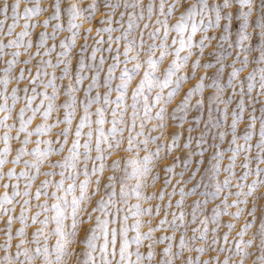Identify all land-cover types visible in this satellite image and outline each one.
I'll return each instance as SVG.
<instances>
[{
  "label": "snow or ice",
  "instance_id": "1",
  "mask_svg": "<svg viewBox=\"0 0 264 264\" xmlns=\"http://www.w3.org/2000/svg\"><path fill=\"white\" fill-rule=\"evenodd\" d=\"M21 3L0 6V264H264V0Z\"/></svg>",
  "mask_w": 264,
  "mask_h": 264
},
{
  "label": "rangeland",
  "instance_id": "2",
  "mask_svg": "<svg viewBox=\"0 0 264 264\" xmlns=\"http://www.w3.org/2000/svg\"><path fill=\"white\" fill-rule=\"evenodd\" d=\"M11 2H12V0H8V3L9 4H11ZM65 2H73V0H65ZM5 3V0H0V6H2L3 4ZM21 8H23V0H22V3H21ZM20 30V27H18L17 29H16V31H19ZM37 31H39V29H37ZM93 35H95V30H94V32H93ZM105 39H106V35H105ZM82 42V41H81ZM93 41L91 40V39H89V44H91ZM102 47H107V44H105V45H103ZM34 50V49H33ZM90 49H89V53L88 54H90ZM99 55H101V53H97V57H99ZM103 55H105V56H107L108 54L105 52V53H103ZM172 59V57H168L165 61H164V64L165 65H167V63L170 61ZM110 62V61H109ZM106 69H107V64L105 65V71H106ZM203 73V69H201V70H199V72H198V75L199 74H202ZM139 78H137V80H138ZM64 83L65 84H67V81H64ZM85 84H87V81H85ZM11 87V86H10ZM186 87L187 86H185V90H186ZM80 95L82 96L83 94L82 93H80ZM130 95H131V93L129 92V100H128V103H130L131 101H130ZM115 96H116V93L115 92H113V94H112V99L113 100H115ZM206 97H207V93H205V113H204V118L206 119L207 118V99H206ZM179 99V97H177V100ZM195 99V98H194ZM19 107H20V104H17V109H19ZM93 107H95V106H93ZM129 111H130V109H129ZM80 114H82V113H80V112H78V114H77V119L74 121V124L76 123V122H78V117H79V115ZM38 119L39 118H37V121H38ZM108 119L110 120L111 119V117L109 116L108 117ZM37 121H34L33 122V126L37 123ZM174 124H175V122H173ZM187 124H185L184 125V128L186 129L187 128ZM203 126V123H201V125H200V127H202ZM105 127L107 128V127H110V124H106L105 125ZM86 130V129H85ZM2 132H3V129H0V134H2ZM13 134H15V133H13ZM186 136H187V133L185 132V138H186ZM33 139H35V137H33ZM14 143V146H15V142H13ZM33 145H29V148H31ZM0 147H2V144H0ZM174 154H179V153H175V150H174ZM141 155H143V153H141ZM91 166V165H90ZM6 167H8V166H6ZM22 167V165H18L17 166V171H19V169ZM177 171H179V168H177L176 169ZM109 173L108 172H106L105 173V176H107ZM161 175H163L162 173H161ZM42 179H44V177H40V180H42ZM54 179H56V180H59L60 179V177L59 176H56V177H54ZM80 179H83V177L81 176L80 177ZM176 179H179V177H176L174 180H173V183H175L176 182ZM37 184L39 183V180L36 182ZM23 186H24V184H23V178L21 179V181H20V187L21 188H23ZM156 187L157 188H159L160 187V184L158 183L157 185H156ZM9 191H10V189H9ZM35 191V187L33 188V192ZM149 191H152V189H149ZM4 192V188L3 187H0V193H3ZM102 192H103V187H102ZM102 192H101V194H102ZM98 198V197H97ZM178 197H173V203L175 202V200L177 199ZM41 199L43 200L44 199V197H41ZM69 199H71V196H69ZM133 203L135 202V200H133L132 201ZM35 203V201H33V204ZM49 203L51 204L52 203V201L50 200L49 201ZM145 206H147V205H145ZM209 208H211V205H209ZM17 214L19 213V205H17ZM33 211H35V209H33ZM160 218H162V214H161V217H157L156 218V222H158V220L160 219ZM145 219H147V217H145ZM227 221H228V218L227 217H225V218H223V222L224 223H227ZM132 221H131V219L129 220V223H131ZM17 225H15L14 224V227H16ZM0 227H2V225H0ZM52 227H54V225H52ZM239 227V226H238ZM227 229L226 228H224L223 226L221 227V234L224 232V231H226ZM190 234V233H189ZM130 235H131V233H130ZM235 235V232H233L232 233V235H230L229 236V240L231 241L232 240V236H234ZM2 239H3V237L2 236H0V241H2ZM52 243H54V239L51 241Z\"/></svg>",
  "mask_w": 264,
  "mask_h": 264
}]
</instances>
